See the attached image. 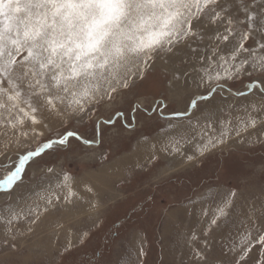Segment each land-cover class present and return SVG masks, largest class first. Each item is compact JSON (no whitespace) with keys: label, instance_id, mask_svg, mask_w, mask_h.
<instances>
[{"label":"snow or ice","instance_id":"6c2138e0","mask_svg":"<svg viewBox=\"0 0 264 264\" xmlns=\"http://www.w3.org/2000/svg\"><path fill=\"white\" fill-rule=\"evenodd\" d=\"M148 92L163 99L133 103ZM245 145L264 147V0H0V163L14 160L0 179V264H148L139 227L77 260L111 175L155 169L162 191ZM259 175L169 208L153 264H264V163Z\"/></svg>","mask_w":264,"mask_h":264},{"label":"rangeland","instance_id":"374dc122","mask_svg":"<svg viewBox=\"0 0 264 264\" xmlns=\"http://www.w3.org/2000/svg\"><path fill=\"white\" fill-rule=\"evenodd\" d=\"M132 99L133 103L141 104V107L147 104L155 107L156 100H162L163 98L157 97L154 100V93L148 92L142 102L136 101L135 98ZM164 103H167V101H164ZM107 115L108 113H104V118ZM125 116L134 125H138V113L131 111L127 105L125 106ZM140 130L155 134L154 128H141ZM83 131L89 137L92 135L91 126L83 129ZM105 147L106 143L101 146L94 145L90 151L98 153L104 150ZM76 151L80 152L81 149L77 148ZM58 155L60 160L64 159L63 155ZM13 163L14 160L11 159L0 163V179L12 167ZM136 163L137 160L134 159V161L132 160V162L128 163V166L134 167ZM166 163L162 159L156 165V168L162 167ZM262 163H264V147L257 145L249 149L247 145L243 148L233 146L231 154L227 151L216 153L195 168L190 169L187 173H181L180 180L173 177L170 183L162 186V191L161 188H157L152 183V172L155 169L150 168L143 172L137 170L132 177H128L124 171L113 173L110 177L113 181V187L105 194L106 208L101 216V226L92 228V235L85 247L80 250L77 260L84 262L93 260L92 253L95 250L111 253L113 251L112 241L117 236L122 240L130 239L133 228L139 227L143 228L147 234L151 249L147 261L148 264H153V261L159 259L161 253V217L168 212L169 208L181 207L183 203H186L185 197H194L196 194L205 191L207 186H219L222 189H226L234 184L244 171L253 174L258 181ZM68 166L78 169L81 174H84L83 167L72 162L71 158L68 161ZM34 167L35 165H32L28 169L29 174H31ZM176 167L179 169L180 166L176 165ZM162 196L164 197L163 199H161ZM149 198L152 199L149 200ZM87 219L86 216H82L77 222V226L91 228L92 221ZM187 223L188 221L185 220V225ZM64 242L65 235L62 234L58 243L63 244ZM53 243L55 244L56 241L53 240ZM164 243L169 248L174 247L170 239H165Z\"/></svg>","mask_w":264,"mask_h":264},{"label":"bare ground","instance_id":"6f19581e","mask_svg":"<svg viewBox=\"0 0 264 264\" xmlns=\"http://www.w3.org/2000/svg\"><path fill=\"white\" fill-rule=\"evenodd\" d=\"M139 157L137 155H133V156H130V158L128 159V163L132 162V160L134 161L137 160ZM113 178V177H112ZM155 186V185H154ZM149 189V188H148ZM176 195V194H175ZM123 198V197H122ZM164 198V197H163ZM174 202V201H173ZM114 208V207H113ZM103 213V212H102ZM105 214V213H104ZM88 220V219H87Z\"/></svg>","mask_w":264,"mask_h":264}]
</instances>
